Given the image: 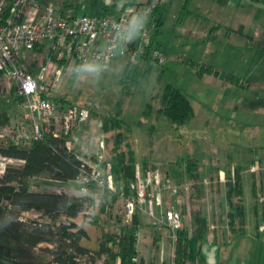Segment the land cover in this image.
Segmentation results:
<instances>
[{
  "label": "rangeland",
  "instance_id": "1",
  "mask_svg": "<svg viewBox=\"0 0 264 264\" xmlns=\"http://www.w3.org/2000/svg\"><path fill=\"white\" fill-rule=\"evenodd\" d=\"M48 1L47 7L58 8L65 15H70L67 7H72L71 12H75L77 15L93 14L89 9L90 0ZM194 2L195 0H169L165 10L163 9V27L152 48V50L162 53L165 61L162 65L156 64L153 59L146 62L139 61L141 74L137 83L131 87L129 95L125 93L121 84L124 66L128 61H131L125 57L116 58L107 67L102 68L94 65L91 61L82 66L74 61H68L63 66L53 94L56 96L65 95L76 106L93 109L95 113L99 114L112 112L116 103H120L122 117L130 127L139 168L141 169L140 162L145 160L150 172L158 171L161 177L163 171L171 172L170 175L180 173L187 157H194L198 160L201 172L207 171L211 164L221 166L232 162L241 165L242 170H246L249 162L253 160L249 168L254 173L255 185H261L257 192L262 198L259 202L263 207L264 87H259L258 84L257 86L252 85V82L249 81L254 80L253 83H256L264 78V37L258 38L256 35L247 41L248 44H245V40H238L233 36L228 40L223 38L220 36L221 30L219 33L217 31L213 33H218L219 39L216 36L214 41L201 38L199 31L204 24L202 19L195 21V18H200L202 14L194 10L196 8ZM76 4L78 7L74 9ZM261 32H264V27ZM243 43L244 46H242ZM36 53H26L22 59V66L27 72L33 74L44 63V55ZM192 62L210 66L221 77H225L228 73H234L240 77L241 82L247 79L248 86L220 87L217 83L220 77H216L214 80L213 76L199 75L197 66L192 65ZM87 65H94L95 71H88ZM166 84L176 86L188 98L193 107L194 116L190 123L183 128L174 130L167 120H163L155 125L153 131H150L149 126L153 121L150 117L142 118V112L149 101L153 103V110L156 108L162 89ZM10 85L9 81L0 78V107L9 113L13 120L18 118L24 110L20 107ZM140 120L144 122L141 126L138 124ZM79 128L82 130L80 136L77 137L76 149L81 151L83 160L88 164L98 162L105 166L109 165V172L113 178L111 164L104 163V157L108 158L112 155L110 151L112 142L107 141L108 135L111 133L102 134L93 116ZM84 153L87 154V157H84ZM257 160L263 164H257ZM171 177L169 178L170 182L174 183ZM208 179L205 176L203 199L206 206L210 207L209 200L214 197L215 206H217L216 202L223 191V179L221 178L222 182H216L214 179L212 184ZM33 183L44 191H65L80 197L92 196L96 200L100 197L103 188L108 189L92 183L84 192H81L83 188H80L74 181L58 184L43 178ZM112 186L114 189V182ZM182 186L179 196L174 199L179 200L178 205L184 203L187 206L188 185ZM250 187V178L245 173L243 182L245 204L249 203V200L251 202ZM172 198L168 192H165L163 206H170ZM95 204L97 203L95 202ZM113 210L118 215L123 213L122 195L114 202ZM219 210L216 209L218 212ZM179 214L182 226L187 217L183 216V213L179 212ZM29 215L32 216V214ZM147 219L150 220L146 214H140V226L137 231L138 255L146 260L159 251V245L156 247L151 244L152 229L145 226ZM78 222H80V218ZM84 226L90 235V239L85 242V245L94 248L95 229L88 223H85ZM144 233L146 234L145 238H143ZM163 259L165 258L162 257ZM169 263L167 260L164 264ZM96 264H101V261H97Z\"/></svg>",
  "mask_w": 264,
  "mask_h": 264
},
{
  "label": "trees",
  "instance_id": "2",
  "mask_svg": "<svg viewBox=\"0 0 264 264\" xmlns=\"http://www.w3.org/2000/svg\"><path fill=\"white\" fill-rule=\"evenodd\" d=\"M115 1L113 0L111 6L115 5ZM154 1L155 6L151 14L156 27L151 31L143 52L136 59H130L131 61L124 66L121 84L127 95L131 93V87L137 83L141 74L139 61L146 62L151 59L149 54L155 41L156 28L159 26L161 3L160 0L146 1V4ZM11 3L12 0H6L3 16L8 14ZM106 8L102 6L95 15H105L102 9ZM46 49L47 44L43 43L36 45L29 53L38 52L43 56ZM65 63L66 61L62 60L59 65ZM93 64L102 68L99 63ZM191 64L197 66L199 75L217 76L218 74L213 68L202 63ZM224 78L225 82L242 86L238 77L231 73L226 74ZM49 98L59 110L76 105L65 95L53 94ZM88 111V119L92 116L95 118L102 134L111 133L107 141L112 142L110 150L112 155L108 158L104 157V163L111 164L115 188L112 190L103 188L100 197L96 200L92 196L80 197L65 191H44L33 183L41 178L68 183L75 181L84 171L89 170V166L83 161L81 151L65 145L66 140L74 136L73 132L67 138L46 134L41 140L17 144L9 140L0 141V155L22 161L17 165H7L3 175L0 176V264H96L97 261H101V264L165 263L158 261V251L147 260L138 255L137 231L140 226L141 211L137 210L130 222H125L123 213L118 215L113 210L114 202L121 195L123 199L134 194L135 168L139 164L135 156L130 127L122 117L120 103L117 102L113 111L107 114L95 113L93 109ZM141 116L152 119L150 131H153L155 125L163 120H167L171 128L177 130L190 123L194 110L188 98L176 86L166 84L156 108L153 110V103L147 102ZM10 119L9 113L0 107V128L9 124ZM143 123L140 120L138 124L141 126ZM84 157H87V154ZM140 164L144 174L150 171L145 160ZM182 166L183 170L180 173L170 175L171 172H162L164 180L172 176L173 185L177 188L175 193L170 194L173 197L170 201L171 205L187 217L177 231L175 255L171 264H203L200 244L207 233L206 204L203 199L205 176L212 184L214 179L218 182L220 171L224 174L223 191L216 202L217 206L214 197H211L209 202L212 213L216 209L225 210L227 231L234 238L245 233L242 168L241 165L233 162L221 166L211 164L207 171L201 172V166L194 157H187ZM182 185H188L187 206L184 203L178 205L179 200L174 199L179 196ZM252 185L253 212L258 219L262 211V203L259 202L256 194L254 177ZM79 218L80 222H78ZM85 223L95 229L94 248L85 245L90 239ZM256 223L258 229V220ZM159 240L160 233L154 229L151 244L158 247Z\"/></svg>",
  "mask_w": 264,
  "mask_h": 264
},
{
  "label": "built area",
  "instance_id": "3",
  "mask_svg": "<svg viewBox=\"0 0 264 264\" xmlns=\"http://www.w3.org/2000/svg\"><path fill=\"white\" fill-rule=\"evenodd\" d=\"M6 0H0V78L9 81L20 107L21 115L0 128V141L15 144L41 140L46 134L67 138L88 119L86 107L72 106L59 110L53 100V90L58 85L63 66L60 61H74L81 66L89 61L107 67L116 58L136 59L149 41L156 27L148 24L127 25L121 18L105 15H65L52 7H46L37 15V0H12L8 14L3 16ZM155 1L146 4L144 12L151 13ZM47 44L44 63L36 73H29L21 64L25 52L36 45ZM156 64L162 65L165 57L157 50L150 51ZM77 137L67 139L68 148L77 147ZM84 161V160H83ZM0 155V176L9 164L21 163ZM75 179L83 188L92 183L113 189L109 165L98 162L88 164ZM177 188L158 171L144 174L136 165L134 194L123 198V220L130 222L138 210L146 214L152 225L165 230L169 240L170 264L175 255L177 231L181 227V216L173 205L163 206L164 193H175Z\"/></svg>",
  "mask_w": 264,
  "mask_h": 264
},
{
  "label": "crops",
  "instance_id": "4",
  "mask_svg": "<svg viewBox=\"0 0 264 264\" xmlns=\"http://www.w3.org/2000/svg\"><path fill=\"white\" fill-rule=\"evenodd\" d=\"M146 1L147 0H116L114 2L115 5L111 6L113 0H90L89 9H91L93 14H96L102 6H106L107 8L102 9V12L116 18H121L127 25H146L153 21L152 14L144 12L143 10L146 6ZM48 2V0H37V15L42 14L48 5ZM168 2L169 0H160L161 9L159 14V26L156 28V33L154 35L155 39L158 37L163 27L164 10ZM194 6L196 7L194 10H197L202 14L200 18H195V21L202 19L204 24L199 31V36L201 38L204 37L205 39H209V41H214L216 39L215 36L218 39L222 36L227 40L233 36L238 40H245V44H248L247 41H249L250 38L256 37V35H258V38L264 37V32H261L264 27V0H195ZM77 7L78 4H76L74 9H77ZM67 8L70 15H75V12H71L73 9L72 7ZM54 9L62 12V10H59L58 8ZM191 12L193 11L191 10ZM193 13L190 14L192 15ZM221 30L222 33H220V36H217ZM214 31H217L218 33L213 34ZM245 44L243 43L242 46ZM231 74L235 75L234 73ZM213 77L214 80H216V77H220V80L217 82L220 87L235 86L232 83L225 82V78L219 76V74ZM238 79L240 80V77H238ZM249 82H252V85L257 86L258 84L259 87H264V78L258 80L256 83H253L254 80ZM249 82L247 79H244L242 82L240 80L243 87L248 86ZM81 130L82 129L80 128L77 129L73 132V135L79 137ZM250 163L251 162H249V165ZM256 163H259V165L263 164L260 160H257ZM249 165L248 169L241 171L242 183L244 182L245 173L248 174L251 182V202L249 200V203L245 204L243 198L245 210V233L241 236L232 238L227 231L225 210L222 209L219 210V212L215 211L212 213L211 207L206 206L207 233L205 239L200 244V257L203 264H264V206L261 207L262 211L259 213L258 219H256L253 212L252 193V182L253 177L255 179V176L253 171H251V168H249ZM262 174L263 173L261 172V176ZM218 177L219 182H222V179L224 182V174L222 171L219 172ZM167 180L170 181V179ZM55 182L58 184H65L62 182ZM257 186L256 192L258 188H261V185ZM256 194L259 201H261L262 198L259 196V193L257 192ZM139 213L141 214L142 212ZM147 220L145 226L151 228L153 232L156 228L152 225L150 220ZM256 220H258V229L255 226V224H257ZM158 232L160 233V240L158 242V261L166 262L168 260L170 262L169 240L166 231L160 230ZM145 237L146 234L144 233L143 238ZM162 257L165 259L162 260Z\"/></svg>",
  "mask_w": 264,
  "mask_h": 264
},
{
  "label": "clouds",
  "instance_id": "5",
  "mask_svg": "<svg viewBox=\"0 0 264 264\" xmlns=\"http://www.w3.org/2000/svg\"><path fill=\"white\" fill-rule=\"evenodd\" d=\"M86 69H87L88 71H95V66H94V65H87V66H86Z\"/></svg>",
  "mask_w": 264,
  "mask_h": 264
}]
</instances>
